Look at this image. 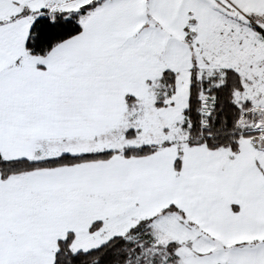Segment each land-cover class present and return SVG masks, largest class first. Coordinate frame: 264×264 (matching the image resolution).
Here are the masks:
<instances>
[{
    "label": "snow or ice",
    "instance_id": "6c2138e0",
    "mask_svg": "<svg viewBox=\"0 0 264 264\" xmlns=\"http://www.w3.org/2000/svg\"><path fill=\"white\" fill-rule=\"evenodd\" d=\"M0 264H264V0H0Z\"/></svg>",
    "mask_w": 264,
    "mask_h": 264
}]
</instances>
